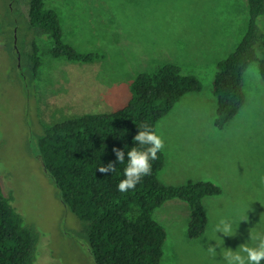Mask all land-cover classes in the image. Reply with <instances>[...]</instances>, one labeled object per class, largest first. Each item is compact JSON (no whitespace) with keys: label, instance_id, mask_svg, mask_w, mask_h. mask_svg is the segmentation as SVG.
Instances as JSON below:
<instances>
[{"label":"rangeland","instance_id":"obj_1","mask_svg":"<svg viewBox=\"0 0 264 264\" xmlns=\"http://www.w3.org/2000/svg\"><path fill=\"white\" fill-rule=\"evenodd\" d=\"M45 1L59 14L65 42L103 56L92 62L54 57L50 38L38 37L41 66L34 76L21 51L29 36V0H0V178L25 223L39 234L34 264H96L82 220L64 204L35 154L42 121L121 109L138 74L168 63L196 74L203 88L185 94L157 123L166 156L160 179L174 185L212 181L223 192L204 198L208 225L197 238L188 234V202L171 199L155 210L168 232L162 264H225L219 247L216 256L207 251L215 240L233 251L255 246L250 233L264 234L259 62L245 72V104L221 129L212 90L218 62L236 50L248 29V0ZM258 22L264 29V15ZM221 218L232 222L234 236L214 231Z\"/></svg>","mask_w":264,"mask_h":264},{"label":"trees","instance_id":"obj_2","mask_svg":"<svg viewBox=\"0 0 264 264\" xmlns=\"http://www.w3.org/2000/svg\"><path fill=\"white\" fill-rule=\"evenodd\" d=\"M248 2V29L236 50L218 62L213 80L212 90L218 100L215 125L220 129L245 104L244 77L252 62H259L264 78V29L258 22L264 15V0ZM26 19L28 44L24 42L21 51L34 76L41 66L38 37L50 38L54 57L92 62L103 56L81 52L65 42L59 14L47 7L45 0H29ZM202 88L196 74L168 63L138 74L131 83L132 97L121 109L82 114L52 124L42 121L43 133L35 140V154L59 187L64 204L82 220L96 264H162L168 232L154 213L171 199L189 203L191 238L205 232L208 216L204 198L221 194L222 187L203 180L182 185L164 183L159 176L166 164L164 151L151 161V175L143 177L135 189L118 190L119 182L125 179L127 152L133 147L142 150L134 143L139 128L143 130L146 125L157 133L158 121L185 94ZM114 148L125 152L124 163L117 161ZM110 163L115 165V172L98 171ZM13 201L12 194H5L0 178V264H34L39 234L25 223Z\"/></svg>","mask_w":264,"mask_h":264},{"label":"clouds","instance_id":"obj_3","mask_svg":"<svg viewBox=\"0 0 264 264\" xmlns=\"http://www.w3.org/2000/svg\"><path fill=\"white\" fill-rule=\"evenodd\" d=\"M139 129L138 134L134 137V143H138L142 150L133 147L127 152V166L124 169L125 179L118 184V190L121 192L135 189L143 177L151 175V161L158 159L157 154L164 149V140L160 135L148 129L146 125L143 130ZM113 152L119 163L125 162V152L123 150L114 148ZM115 170V165L111 163L98 169L102 174L112 173ZM214 231L223 233L224 236H234L236 234L233 231L232 222L226 218L219 220L215 225ZM250 240L255 246L242 244L236 251L222 248L220 241L215 240L216 245L210 244L207 251L210 255L216 256L217 247H219L221 249L220 256L225 264H262V261H264V234H253L251 232Z\"/></svg>","mask_w":264,"mask_h":264},{"label":"water","instance_id":"obj_4","mask_svg":"<svg viewBox=\"0 0 264 264\" xmlns=\"http://www.w3.org/2000/svg\"><path fill=\"white\" fill-rule=\"evenodd\" d=\"M16 48H17V52H18V54H19V57H20V55H21V51L19 50V47H18V45L16 44Z\"/></svg>","mask_w":264,"mask_h":264}]
</instances>
